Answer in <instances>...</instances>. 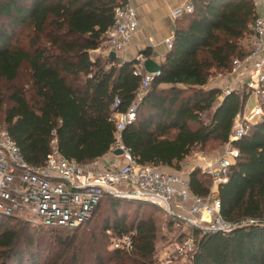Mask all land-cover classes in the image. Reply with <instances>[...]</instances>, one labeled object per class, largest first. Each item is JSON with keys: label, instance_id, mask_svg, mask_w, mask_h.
I'll use <instances>...</instances> for the list:
<instances>
[{"label": "trees", "instance_id": "16d2710c", "mask_svg": "<svg viewBox=\"0 0 264 264\" xmlns=\"http://www.w3.org/2000/svg\"><path fill=\"white\" fill-rule=\"evenodd\" d=\"M117 1L0 0V80L13 83L21 71L27 76L23 87L12 86L0 97V127L29 165L42 164L52 131L59 153L78 163L103 156L113 142L110 106L117 97L116 111L126 109L140 75L132 73L135 59L89 52L103 47ZM191 3L192 12L175 20L171 47L140 95L133 121L120 132L122 144L139 163L178 168L193 147L209 141L222 146L248 98L245 85L223 96L220 88L204 87L212 74H227L232 59L249 52L243 42L253 34V0ZM142 55L148 58L149 50ZM261 108L260 119L233 142L238 156L218 187L219 212L229 222L264 220V95ZM208 182L197 169L188 174L195 195H204ZM103 199L110 216L98 226L90 219ZM101 200L92 216L73 228L32 225L0 213V264H42L44 237L72 251L68 261L55 256L46 264H156L155 225L148 216L137 217L153 205L109 196ZM98 229L111 242L132 232V249L102 251ZM77 231L78 256L72 245ZM171 239L170 234L166 242ZM192 264H264V223L200 234Z\"/></svg>", "mask_w": 264, "mask_h": 264}, {"label": "built area", "instance_id": "2783aa9c", "mask_svg": "<svg viewBox=\"0 0 264 264\" xmlns=\"http://www.w3.org/2000/svg\"><path fill=\"white\" fill-rule=\"evenodd\" d=\"M263 12L252 24V36L245 40L249 52L241 59L234 58L226 74L229 85L221 95L237 85H245L253 104H244L233 118L227 140L218 154L207 156L195 152V167L208 177L206 193L193 194L188 188V173L170 171L160 165L139 163L120 140L121 130L135 116L140 95L158 75L142 69L146 59L135 56L133 74L140 75V85L124 111H116L119 99L110 106L114 119V140L105 155L87 163H78L59 153L53 131L49 151L39 166L29 165L8 135L0 127V213L44 227L73 228L89 219L103 197L137 200L156 206L163 213L174 239L157 248L156 264H192L197 239L205 233H228L236 226L264 223V220H225L219 212L218 187L225 183L230 165L238 156L233 142L246 135L262 116L264 95V0ZM191 0L170 10L172 18L191 13ZM136 7L132 0H118L112 11V21L105 30L102 45L104 54L122 52L138 29ZM171 47V37L164 39ZM248 99V98H247ZM121 150L118 155L114 150ZM191 158V157H190ZM166 225V226H167ZM198 233V234H195ZM132 232L113 238L111 248L128 252L132 249Z\"/></svg>", "mask_w": 264, "mask_h": 264}, {"label": "rangeland", "instance_id": "374dc122", "mask_svg": "<svg viewBox=\"0 0 264 264\" xmlns=\"http://www.w3.org/2000/svg\"><path fill=\"white\" fill-rule=\"evenodd\" d=\"M18 38L21 39L23 43L26 41L25 37L19 36ZM245 42L246 41H244L243 44ZM103 51H104V46L99 47L95 51H90L89 54H91V55H103ZM226 76H227L226 74H219L217 72L212 74L210 76V78L208 79L207 84L204 88H208L207 86H211V84L214 83V81H217V80H220V82L223 81V79ZM26 81H27V76H26L25 72H23V71H21L18 74V77L14 80L13 83H6V82H3L0 80V97H2V95H4L3 94L4 92L6 95L8 93L9 88L12 86H17L19 88L23 87V85ZM226 81L227 80H225V81H223V83H221V86L223 85L221 89H223L229 85V82H226ZM240 88H241L240 84L235 87V89H239V90H240ZM253 102H254L253 99H251V100L248 99L246 104L252 105ZM201 118L203 120H206V113L202 114ZM220 149H221V145L219 143H217L216 141H209L202 147H199V146L193 147L192 150L190 151V153L188 154V156H186L178 164V168H165V167H163V168L170 170V171H182L183 173L187 172L189 174L192 170L197 169L195 167V161L192 158V155L195 152L202 151V152H204L203 154L206 153L205 155H207V156H215L216 154H218ZM103 198H105V197H103ZM109 214H110V211L108 208V201H107V199H103V200H101L98 209L95 211V213H93V216L91 215L92 219H90L91 220L90 222L91 223L93 222L94 224H98V226H100L101 223L107 217L110 216ZM147 216L153 221V223L155 225V236L156 237H155L154 244L156 245L155 247L158 248L161 245H164L166 243V241L170 238L171 231L167 230V228H166L167 220L164 218L161 210H159L156 206H152L151 208H144L142 211V214L141 213L137 214L138 218H140V217L144 218ZM86 229L87 230L90 229L89 225L86 227ZM96 233H97L96 235L98 236L99 246L102 245L104 248L102 251L110 250L111 249V237H109L107 235L105 236V234H103L99 229L96 230ZM80 234H81V231H80V233L77 231L74 234L75 235L74 239L72 240V243H73L72 245H75V247H76L77 256H78V249H79V247H78V236ZM41 248L43 251L42 255H41L42 264L52 262V260L55 256H59L61 258H64L63 261H66V260L68 261L72 255V251L67 252L66 250H64L63 247L61 245H59V243L53 237H49V238L44 237L42 242H41ZM157 248H156V250H157ZM81 249L84 252L86 251V250H83L84 249L83 246H81ZM58 263H59V261H58ZM74 264H77V262Z\"/></svg>", "mask_w": 264, "mask_h": 264}, {"label": "crops", "instance_id": "0c3cea01", "mask_svg": "<svg viewBox=\"0 0 264 264\" xmlns=\"http://www.w3.org/2000/svg\"><path fill=\"white\" fill-rule=\"evenodd\" d=\"M182 2L183 0H132L133 5L136 7L138 29L131 37L128 46L122 52L116 54L115 57L119 60H130L147 49L150 52L148 58L159 64L168 51L164 39L172 37L175 20L177 19L172 18L169 12ZM253 2L257 15L262 13L261 0H253ZM225 80H227L226 82L231 81L229 76L223 79V81ZM223 81H214L211 86L207 87L221 89ZM248 99L251 100L249 97Z\"/></svg>", "mask_w": 264, "mask_h": 264}, {"label": "water", "instance_id": "95a60500", "mask_svg": "<svg viewBox=\"0 0 264 264\" xmlns=\"http://www.w3.org/2000/svg\"><path fill=\"white\" fill-rule=\"evenodd\" d=\"M142 53V52H141ZM108 57L113 59L115 58V54L110 51L108 53ZM142 69L147 72V73H155L158 71L159 69V64L156 63L154 60L150 59V58H146L143 62H142ZM121 153V150L117 149L113 151V154L118 155Z\"/></svg>", "mask_w": 264, "mask_h": 264}]
</instances>
